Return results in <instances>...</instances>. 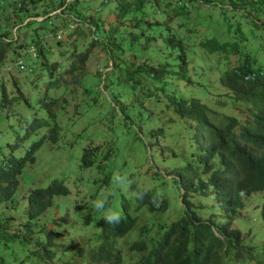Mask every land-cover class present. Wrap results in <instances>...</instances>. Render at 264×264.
Wrapping results in <instances>:
<instances>
[{
  "label": "rangeland",
  "instance_id": "rangeland-1",
  "mask_svg": "<svg viewBox=\"0 0 264 264\" xmlns=\"http://www.w3.org/2000/svg\"><path fill=\"white\" fill-rule=\"evenodd\" d=\"M6 1L2 0L1 6L4 5L5 9L2 14L12 13ZM258 1L253 0L251 5H239L233 9L232 5L237 3L235 0H229V3L213 0L209 5L195 0L185 2L184 13L176 15H173L169 6L167 13L147 6L146 16H138H143L144 20L121 24L115 22L111 11L115 0H78L82 13L80 18L83 20L86 14V21H89V24L81 27L85 34L73 40V37L65 38L67 31L62 32L58 35L64 39L61 46L55 44L51 35L45 34L42 37L45 45L52 48L50 59H57L63 65L69 62L68 57L74 44L77 50L89 48L88 60L82 66L77 81L68 75L65 89L61 87L60 90L49 91L51 96L65 98L63 107L56 110L58 120L63 124L62 136L59 135L55 143H44L36 152L35 160L25 165L16 192V199L20 202L15 207L1 204L0 220L1 217H13L11 229L6 230L23 233L26 228H21L22 223L28 219L24 195L30 188L43 187L53 179H58L68 187L69 194L55 197L52 209L49 208L39 218L31 220L34 225L30 227L25 239L20 240L21 235L10 239L0 230V264H72L75 259L72 257L74 248L70 242L87 237L94 230L98 231L92 224H83V214L91 213L95 218H103L92 202L103 203L111 195L103 205L104 208L121 210V194L134 199L132 186L153 190L158 201H167V207L163 212L149 211L146 207L136 210L133 207V214L138 217L136 225L123 237L116 239L118 247L126 249V242L139 238L141 226H144L142 236L149 243L151 238L160 233V224H170L180 217L183 212L181 195L184 189L174 182V178H179L175 170L201 157L202 138L193 121L178 118L172 108L166 106V95L175 98L195 96L219 113V116L213 114L216 118L223 119V113L240 121L245 119L246 105L233 102L230 90L219 83L218 77L225 69L237 64L239 52L242 51L250 54L256 64L264 66V0ZM36 8L40 10V3ZM55 12L59 13L60 10L56 9ZM20 17L24 18L25 15ZM92 18L93 23L99 25L101 19V23H105L106 32L109 30L107 25H114L117 30L115 36L109 40L101 35L100 27H96L94 33L88 31V28H93L90 24ZM35 19L41 20L42 17ZM155 19L162 23H150ZM153 35H156L155 39L150 38ZM169 35L180 37L184 43L183 50L188 62L184 78L171 72L180 62V49L178 45L168 44ZM211 37L227 43L221 50L212 49L214 42L206 45L203 43ZM90 38L98 42L90 44ZM64 49L67 50L65 56L58 54ZM8 62L9 59L0 68V78L4 82L7 96H18L21 92L27 95L31 107L25 106L23 100L5 107L6 104L5 108L0 107V158L8 154L6 144L14 141L16 132L23 133L16 129L18 118L34 111L35 99L39 91H44L46 80L44 73L36 67L33 73L25 72L18 69L17 63ZM159 63L169 64L170 69H166L170 72L164 82H154L145 73H142V82L137 85L123 79L127 77L126 73H132L131 70L139 66H157ZM14 80L17 86L13 84ZM86 89H89V93ZM72 116L73 121H69ZM68 122L70 127L66 125ZM158 128L163 129L162 134L150 133ZM34 139L36 135L30 136L14 154H22ZM94 146H98L93 151L98 155L94 164L86 169L80 168V156L84 149ZM110 148H113L111 155L104 161L107 169L100 172L96 165L104 163L98 159ZM213 161L216 162V159ZM108 171L109 180L104 183L102 176ZM189 199L197 207L196 213L201 218L213 214L212 217L219 222L226 220L216 207L212 192L207 196L194 193ZM259 206L260 193L245 197V207L233 222V226L240 229L245 244L250 242L260 245L264 240V220L259 216ZM56 212L63 217V221L55 220ZM44 227L46 230H42ZM49 230L56 234L51 247L53 254L51 258H46L41 243ZM38 240L41 242L38 243ZM131 255L136 258L138 252L134 251ZM77 264H81L80 261ZM124 264L129 263L125 261Z\"/></svg>",
  "mask_w": 264,
  "mask_h": 264
},
{
  "label": "trees",
  "instance_id": "trees-1",
  "mask_svg": "<svg viewBox=\"0 0 264 264\" xmlns=\"http://www.w3.org/2000/svg\"><path fill=\"white\" fill-rule=\"evenodd\" d=\"M194 1L115 0L111 11L115 22L134 24L144 20L147 6L161 13L163 10L167 13L166 9L169 6L173 15H176L184 13L185 2ZM212 1L201 0V3L209 5L208 3ZM219 1L229 3V0ZM235 1L237 3L232 5L233 9L239 5L253 3V0ZM6 2L11 6L12 13L2 14L5 9L4 5L1 6L3 2L0 0V68L9 59L8 63H17L18 69H23L25 72L33 73L35 67L40 69L46 78L44 91L42 93L39 91L35 106H32L34 111L18 118L16 129L22 130L23 133L16 132L14 141L6 144L8 154L0 158V205L15 207L20 202L16 199V192L20 183L19 176L25 165L35 160L36 152L44 143L48 141L55 143L64 130L56 110L63 107L62 102L65 98L51 96L49 91L60 90L61 87L65 89L64 84L68 75L77 81V77L82 73V66L89 57V48L77 50L74 44L68 57L69 62L63 65L57 59H50V55L53 54L52 48L45 45L42 37L45 34L51 35L55 39V44L61 46L64 39L58 37L60 33L67 31L65 38L73 37V40H77L80 34H85L81 27L89 24V21H86V14L83 20L80 18L82 13L78 7V0H7ZM39 3L40 10L36 8ZM222 8H220L221 13ZM56 9L60 12L53 13ZM21 15L25 17H20ZM140 15L144 17L139 18ZM89 16H91L90 13ZM27 17L31 18L26 19ZM35 17H42V19L36 20ZM101 22L100 19V25L97 22H94V25L92 18L90 24L93 28H88V31L94 33L96 27H100L101 35L111 40L117 33L115 26L107 25L109 30L106 32L105 23ZM150 23L159 25L162 22L155 19ZM150 38L155 39L156 35ZM90 39V44L98 42L95 38ZM109 40L106 41L107 44ZM167 41L169 45H178L180 49L178 54L180 62L171 72L184 78L188 63L183 50L184 43L180 37L174 35H169ZM203 43L205 45L213 43L215 45L212 49L221 50L227 42H220L211 37L205 39ZM66 51L64 49L58 54L65 56ZM166 68H169L168 63L139 66L136 70H131L132 73H126L127 77L123 79L137 85L142 82L140 77L142 73H145V76L154 82H164L166 75L170 72ZM39 76L42 75L39 74ZM218 81L230 90L233 102L246 105V117L243 121L223 113L221 114L223 119L216 118L213 114L219 116V113L213 111L200 100L201 98L195 96L175 98L166 95V106L171 107L178 118L193 121L195 127L200 130L202 138L201 157L188 161L175 170L179 178H174V182L184 189L181 195L183 212L180 217L166 229L163 224L162 235L151 238L149 243L146 237L142 236L144 226H141L139 238L126 242V249L118 247L115 244L116 239L133 229L137 221L138 217L133 214V207L136 210L146 207L149 211L158 212L165 211L167 207V201L165 199L158 201L153 190L132 186L133 200L126 198L123 194L120 196L122 219L119 225L108 224L102 217L95 218L91 213L83 214V224L86 226L92 224L93 227L98 228V231L94 230L91 235L70 242V246L74 248L72 257L75 262L72 264H77L78 261L81 264H124L125 261L129 264H264V242L260 247L249 242L245 244L246 240L243 239L240 229L233 226L236 215L245 207V197L255 192L260 193L262 201L259 215L264 220V66L261 63L256 64V60L250 54L242 51L239 52L237 64L225 69L219 75ZM13 84L17 86V81L14 80ZM86 91L89 93V89ZM0 96V107L11 106L20 100H23L25 106L31 107L27 95L24 96L21 92L18 96L8 97L2 78H0ZM69 119L73 121L74 117ZM66 125L70 127L69 122ZM162 132L163 129L158 128L150 133L159 135ZM32 135H36V139L26 146L22 154L16 156L14 151ZM97 149L98 146L84 149L80 156V168L86 169L94 164L98 155L93 151ZM112 149L110 148L99 157L98 161L104 163L96 165L100 172L107 169L104 161L109 158ZM215 159L216 162L213 161ZM108 180L109 171L102 176V182L107 183ZM196 180L198 181L195 183ZM210 192L214 195L216 207L226 217L223 222L215 220L212 217L213 214L201 218L196 213L197 207L189 199L194 193L207 196ZM68 194V187L58 179H53L43 187L30 188L24 195L28 219L22 223L21 228H26L25 232L6 230L11 229L13 217H1L0 230L10 239L20 235L22 237L20 240L25 239L30 227L34 225L31 220L39 218L49 208L52 209L55 205V197ZM91 197L95 198L94 195ZM110 197L111 195H108L103 205ZM55 220L63 221L64 219L56 212ZM42 230H46L45 227ZM55 234L56 232L49 230L45 239L43 238L44 242L41 243L46 258H51L53 254L51 247L54 245ZM39 242L41 241L38 240ZM134 251L138 252L136 258L131 255Z\"/></svg>",
  "mask_w": 264,
  "mask_h": 264
},
{
  "label": "clouds",
  "instance_id": "clouds-1",
  "mask_svg": "<svg viewBox=\"0 0 264 264\" xmlns=\"http://www.w3.org/2000/svg\"><path fill=\"white\" fill-rule=\"evenodd\" d=\"M197 194H200V193H197ZM202 195V194H201ZM155 199V198H153ZM261 197H260V206H259V212H260V209H261ZM93 207L97 210V211H100L103 215V219L105 220L106 223L108 224H112V225H119V223L121 222V219H122V210H112V209H105L104 206H103V203L100 202V201H94L93 202ZM154 212H157V211H154ZM260 216V215H259ZM261 217V216H260ZM138 219V218H137ZM262 219V218H261ZM216 220V219H215ZM137 222V221H136ZM173 222V221H172ZM171 222V223H172ZM170 223V224H171ZM165 224V229L169 227L170 224H166V223H162L160 224L158 227L160 229V233L157 235V236H160L162 235L163 233V227L162 225ZM136 225V223H135ZM244 239V237H243ZM264 242V240L262 241V243ZM250 243V242H249ZM261 243V244H262ZM260 245H256L257 247H260Z\"/></svg>",
  "mask_w": 264,
  "mask_h": 264
},
{
  "label": "built area",
  "instance_id": "built-area-1",
  "mask_svg": "<svg viewBox=\"0 0 264 264\" xmlns=\"http://www.w3.org/2000/svg\"><path fill=\"white\" fill-rule=\"evenodd\" d=\"M32 55H33V54H32ZM32 55H31V56H32Z\"/></svg>",
  "mask_w": 264,
  "mask_h": 264
}]
</instances>
